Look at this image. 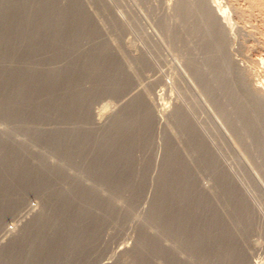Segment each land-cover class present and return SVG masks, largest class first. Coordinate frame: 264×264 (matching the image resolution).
<instances>
[{"label": "rangeland", "instance_id": "1", "mask_svg": "<svg viewBox=\"0 0 264 264\" xmlns=\"http://www.w3.org/2000/svg\"><path fill=\"white\" fill-rule=\"evenodd\" d=\"M181 1L0 0V140L18 151L0 156V264L18 263L3 257L47 207L90 226L71 264H119L124 248L145 264H264V124L249 130L240 109L260 117L248 92L264 100V0L213 2L233 79Z\"/></svg>", "mask_w": 264, "mask_h": 264}, {"label": "bare ground", "instance_id": "2", "mask_svg": "<svg viewBox=\"0 0 264 264\" xmlns=\"http://www.w3.org/2000/svg\"><path fill=\"white\" fill-rule=\"evenodd\" d=\"M186 2V5L185 7H183V2L181 3L180 5V11H183L180 12L184 18V16L187 18H189L190 16V19L192 17L195 16L196 18V21L194 22L193 20V23L192 24H189V26L187 27V33L189 35H199V36H203V35H206L207 33L210 34L211 36H213V39H214V49L215 51L219 54V57H220V63H219V70L223 73H225L227 76H230L232 79H233V76L239 78V75H235L234 72H233V69H232V59H231V55L229 56V54L227 55V53L225 52V48L227 46V39L230 40V38L232 37L231 33H228V28L225 27V25H223V23H225V20H227V17L224 18L225 14H224V11L222 9H219V8H214L216 7V5L213 3L215 0H183ZM184 9V10H183ZM178 14V13H177ZM190 14V15H189ZM187 18V19H188ZM223 20H222V19ZM194 19V18H193ZM117 20V19H116ZM24 22V21H23ZM82 22V21H81ZM191 22V21H190ZM228 22H229V18H228ZM227 23V22H226ZM231 23V21H230ZM83 23H81L82 25ZM89 24V21L87 22H84V27L82 28L83 31L85 32V35L86 33L88 34V32H90V28L91 27V24ZM78 25V24H77ZM82 27V26H81ZM230 27V26H229ZM184 28V27H183ZM186 28V27H185ZM184 31V30H183ZM177 31H175L176 33ZM180 31H178L177 34H179ZM79 33V32H78ZM186 33V32H185ZM204 33V34H203ZM192 35V36H193ZM79 36V35H78ZM74 38V37H73ZM187 38V37H186ZM193 40V39H192ZM77 41V40H76ZM195 41V40H194ZM85 42V41H84ZM191 42V41H190ZM82 44V42H81ZM80 44V46H81ZM85 44V43H83ZM88 45V44H86ZM79 46V47H80ZM85 46V45H84ZM76 47V46H75ZM83 47V46H82ZM89 47V46H87ZM79 49V48H77ZM82 49V48H81ZM84 49V47H83ZM90 49V48H89ZM80 51V50H79ZM78 51V52H79ZM85 51V50H84ZM90 51V50H89ZM81 52V51H80ZM87 52V53H86ZM86 54H88V50H86ZM82 53V52H81ZM216 53V54H217ZM85 57V56H84ZM194 61V59H193ZM55 62H57L55 60ZM198 62V61H197ZM193 63V62H192ZM196 61L193 63L195 64ZM53 64H54V61H53ZM198 64V63H197ZM195 64L196 66L199 67V65ZM57 66V64H56ZM56 66H51V69L50 71H52L53 73L54 72H57V69H56ZM195 66V67H196ZM197 72V70H196ZM199 72L201 71H198V74ZM154 74V73H153ZM157 74V73H156ZM234 74V75H233ZM235 79V78H234ZM141 80V79H140ZM150 80V79H149ZM184 80V79H183ZM144 81V80H143ZM115 83V82H114ZM148 83V81H147ZM139 85V84H138ZM25 86V85H24ZM143 86V85H142ZM151 87V86H150ZM87 88V87H86ZM144 88V87H143ZM84 89V88H83ZM122 89V88H121ZM140 89V88H139ZM138 89V90H139ZM156 89V88H155ZM79 90V89H78ZM90 90V89H89ZM83 91V90H82ZM88 91V89L86 90ZM134 91V90H133ZM140 91V90H139ZM148 91V90H147ZM85 92V91H84ZM114 92V91H113ZM88 95H89V92H87ZM250 94L249 98H253V103H249V104H252L251 107H254L256 109H259L261 110L260 113H258V116L260 117H257V116H254L252 115L251 113L248 112V108L247 107H242V105H240V109H242V113L243 115H247V116H250V117H245L244 118L249 122V130H257V128H259V124L263 126L264 124V100L262 98H259L258 96H255L253 95L252 93L248 92ZM79 94V93H78ZM124 95V94H123ZM83 96L82 94L80 95V97H77L78 99L82 100L84 99L85 97H81ZM72 97V96H71ZM92 97V96H91ZM90 97V98H91ZM58 98V97H57ZM60 98V97H59ZM88 98V97H86ZM89 98V99H90ZM63 99V98H62ZM137 99V98H136ZM72 100V99H71ZM85 100V99H84ZM117 100V99H116ZM125 100V99H124ZM82 103L81 104H84V101H81ZM78 103V102H77ZM86 103V102H85ZM116 103V102H115ZM122 103V102H121ZM132 103V102H131ZM91 104V103H90ZM89 104V108H93L92 104L90 105ZM127 104V103H126ZM204 104V103H203ZM238 104V103H237ZM236 104V105H237ZM116 105V104H115ZM129 105V104H128ZM226 105V104H225ZM235 105V106H236ZM224 106V105H222ZM227 106V105H226ZM229 106V105H228ZM234 106V105H233ZM248 106V105H246ZM116 107V106H115ZM163 107V106H162ZM95 108V107H94ZM159 108V107H158ZM222 108V107H221ZM226 108V107H224ZM228 108V107H227ZM233 108V107H232ZM236 108V107H235ZM239 108V107H238ZM204 109V108H203ZM99 110V109H98ZM227 110V109H225ZM236 110V109H235ZM253 110V109H251ZM249 109V111H251ZM255 110V109H254ZM105 111V110H104ZM181 111V110H180ZM206 111V110H205ZM150 112V110H149ZM224 112V111H223ZM233 112V111H231ZM236 111H234L235 113ZM246 112L248 114H246ZM105 113V112H104ZM107 113V112H106ZM174 113V112H173ZM227 114L229 113V111L227 110L226 112ZM15 113L12 114L15 118ZM81 114V113H80ZM99 114V113H98ZM101 114V113H100ZM109 114V113H108ZM180 114V116H179ZM177 114V122H178V118H179V122L182 123H185L187 121V117H186V120H185V117L183 116V114L179 113ZM214 114V113H213ZM225 114V113H224ZM18 115V114H17ZM23 115V114H22ZM22 115H19L20 117ZM120 115V114H119ZM164 115V114H163ZM176 115V113H175ZM231 115V117L234 115L232 114H229ZM5 116V115H4ZM96 116V115H95ZM99 116V115H98ZM121 116V115H120ZM161 116V115H160ZM213 116V115H212ZM236 116V115H235ZM239 116V115H238ZM237 116V117H238ZM17 117V116H16ZM49 117V116H48ZM131 117V116H130ZM176 117V116H174ZM230 117V118H231ZM114 118V117H113ZM127 118V117H126ZM227 118V117H226ZM7 119V118H6ZM20 119V118H19ZM29 119V118H28ZM95 119V117H94ZM93 119V120H94ZM100 120L102 119L101 117L99 118ZM130 119V118H129ZM97 121V119H95ZM99 120V121H100ZM120 119H118L119 121ZM128 120V119H127ZM235 120V118H234ZM239 122L240 121H243V120H240V119H237ZM109 121V120H108ZM113 121V120H112ZM126 121V120H125ZM130 121V120H129ZM133 121V120H132ZM232 121H233V117H232ZM93 122V121H92ZM95 122V121H94ZM189 122V121H188ZM105 123V122H104ZM112 123V122H111ZM117 123V122H116ZM124 123V122H123ZM191 123V122H190ZM234 123V122H233ZM232 123V124H233ZM237 123V122H236ZM30 124V123H29ZM90 124V123H89ZM95 124V123H94ZM128 124V123H127ZM238 124V123H237ZM241 124V123H240ZM5 125V124H4ZM98 126V123L96 124ZM100 125V123H99ZM104 125V124H103ZM138 125V124H137ZM185 125V124H184ZM1 126V125H0ZM7 126V125H6ZM34 126V125H33ZM135 126V125H134ZM9 127V126H8ZM20 127V126H19ZM18 127V128H19ZM89 127V126H88ZM92 127V126H91ZM96 127V126H94ZM241 129L244 130V128H242L243 126H240ZM264 127V126H263ZM3 128V127H1ZM17 128V127H16ZM23 128V127H22ZM97 128V127H96ZM99 128V127H98ZM134 128V127H133ZM6 129V128H5ZM11 129V128H10ZM14 129V128H13ZM26 129V128H25ZM75 128H73L74 130ZM78 129V127H77ZM92 129V128H91ZM1 130V129H0ZM12 130V129H11ZM15 130V129H14ZM22 130V129H21ZM27 130V129H26ZM126 130V129H125ZM77 131V130H76ZM245 131V130H244ZM6 132L8 133L9 131L6 130ZM6 132L4 131V133L6 134ZM2 133V132H1ZM75 133V132H74ZM3 134V133H2ZM17 134V133H16ZM22 134V133H21ZM2 136V135H0ZM114 136V135H113ZM3 137V136H2ZM7 138V137H6ZM244 138V137H243ZM2 139V138H0ZM4 139V138H3ZM7 140V139H6ZM12 140V139H11ZM14 141V140H13ZM19 141V140H18ZM16 142V141H15ZM114 143V142H113ZM242 143V142H241ZM79 144V143H78ZM253 144V143H252ZM261 145H264V140L260 143ZM84 145V144H83ZM68 146V145H67ZM76 146V145H75ZM74 146V147H75ZM80 146V145H79ZM86 146V145H85ZM7 147V146H6ZM19 149V148H18ZM76 149V148H75ZM16 150V149H14ZM12 150L11 151V148H5L4 146L1 145V140H0V156L1 155H9V151H10V156L13 155H16V153L18 151H14ZM74 149H72L73 151ZM86 150V149H84ZM20 151V150H19ZM71 151V150H70ZM76 151V150H75ZM79 151V150H78ZM77 151V152H78ZM81 151V150H80ZM234 151V150H233ZM12 152V153H11ZM83 152V151H82ZM138 152V151H137ZM80 153V154H79ZM79 153H76V154H79V155H82L81 152ZM88 153V152H86ZM90 153V152H89ZM124 153V152H123ZM131 153V152H130ZM129 153V154H130ZM214 153V152H213ZM84 154V152H83ZM125 154V153H124ZM138 154H140L138 152ZM216 154V153H215ZM261 154H264L263 152ZM77 155V157L79 156ZM85 155V154H84ZM75 156V155H74ZM91 156V155H90ZM89 156V157H90ZM244 156V155H243ZM16 156H14L15 158ZM80 157V156H79ZM86 157V155H85ZM84 157V158H85ZM88 157V156H87ZM130 157V156H129ZM12 158V157H11ZM12 158V162L13 161H16V158L14 159ZM83 158V159H84ZM139 158V157H138ZM82 159V160H83ZM212 159V158H211ZM210 159V160H211ZM84 160H87V159H84ZM213 160V159H212ZM215 160V159H214ZM242 160V159H241ZM246 160V159H245ZM1 161V160H0ZM3 161V160H2ZM1 161V162H2ZM216 161V160H215ZM213 161V162H215ZM9 162V161H8ZM84 162V161H83ZM217 164H218V161H216ZM5 163V161H4ZM78 163V162H77ZM86 163V162H85ZM88 163V162H87ZM11 164V163H10ZM2 165V164H1ZM97 166V164H96ZM76 167V166H75ZM82 168V167H81ZM80 169V168H79ZM85 173H86V177L88 179V176L90 173H92V169L93 168V165L92 163L90 164H87V166H84L83 167ZM79 174V173H78ZM5 175V174H4ZM0 176H1V173H0ZM2 177V176H1ZM84 177V174L81 178ZM243 192V191H241ZM239 193V192H238ZM240 194V193H239ZM240 198L244 200L245 202V205L247 204V198L246 196L244 197V194H240ZM244 197V198H243ZM246 198V199H245ZM61 199H63V203L61 204L60 206V209H59V212L61 215H63L64 213H67L69 210H70V207L69 205L66 203V198H63L61 196ZM242 200V201H243ZM249 203V202H248ZM251 203V202H250ZM44 205V204H43ZM250 204H247L246 205V209L248 211V214H246V219H247V223L251 224L252 222V219H253V210H251L252 208L250 206H248ZM14 208V207H13ZM45 208V207H44ZM48 208L47 207V211H41V220H39V224L36 226V228H28L26 230V233L28 235V239L29 240H20V242H16L17 244L15 245H12V250L9 251V253H7V255L5 257H3L4 260L10 262V263H13L14 261H17L16 263L17 264H71L75 258L77 257V255L85 250L84 247H86V244H87V239L90 238L91 236V229L90 226L88 227V225L86 223H84L83 221V217L81 219H77L76 218H73V217H70V216H61V218H56V210L54 211V209L52 210L53 212L51 211H48ZM77 208L80 210V207L77 206ZM50 209V208H49ZM72 211L74 209H71ZM83 210H86V208H84ZM81 210V211H83ZM51 216H54V218L52 217V219H48V217ZM49 215V216H48ZM66 215V214H65ZM1 216V215H0ZM50 222L52 224V226H58L60 227V232H55L54 230L50 231V235L49 237L51 238H47V235L44 233V230L42 229H39V225L42 224H46L47 222ZM45 226V225H44ZM235 226H240L239 224H236ZM38 227V228H37ZM88 227V228H87ZM24 232V231H23ZM25 233V234H26ZM27 238V237H26ZM56 239V240H55ZM126 246V245H125ZM122 250V247L120 248ZM25 251V252H24ZM8 252V251H7ZM15 252H18L20 255L18 254H15ZM131 252L130 250L124 248L122 250V256H120L122 259L121 262H119V264H145V261L142 259V262L140 260V256H139V252H137L136 254H134L135 256H131L130 258H126L125 256L127 255V253ZM135 253V252H134ZM6 254V253H5ZM4 254V255H5ZM133 254V253H132ZM118 255V254H117ZM120 258V259H121ZM2 259V260H3ZM1 261V260H0ZM119 261V260H117ZM5 262V261H4ZM102 262V261H101ZM148 262V261H147ZM116 263V262H115ZM114 263V264H115ZM151 264H157V261H150ZM102 264H111V262L109 261H104ZM118 264V263H116ZM146 264H149V263H146Z\"/></svg>", "mask_w": 264, "mask_h": 264}, {"label": "built area", "instance_id": "3", "mask_svg": "<svg viewBox=\"0 0 264 264\" xmlns=\"http://www.w3.org/2000/svg\"><path fill=\"white\" fill-rule=\"evenodd\" d=\"M36 207V204L33 203L31 204V208H35ZM15 230V225H9L7 228H6V232H13Z\"/></svg>", "mask_w": 264, "mask_h": 264}]
</instances>
